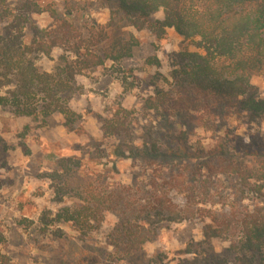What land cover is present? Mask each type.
Segmentation results:
<instances>
[{
	"label": "trees",
	"instance_id": "obj_1",
	"mask_svg": "<svg viewBox=\"0 0 264 264\" xmlns=\"http://www.w3.org/2000/svg\"><path fill=\"white\" fill-rule=\"evenodd\" d=\"M99 1L110 9L111 31L130 26L162 39L173 29L199 51L180 50L171 82L164 79L166 87L152 83L155 88L141 102L148 119L138 135L134 110L118 105L103 118V135L121 141L114 153L123 158L126 148L130 158L143 163L146 180L109 190L92 178L84 186L75 183L78 201L59 207L52 222L70 223L82 232L98 230L108 220L110 243L133 252L155 239L162 224L200 218L201 241L189 242L177 261L152 262L264 264V131L233 134L224 120L231 110L250 120L264 117V90L253 83L254 78L264 81V0ZM8 2L0 0V108L40 124L58 114L69 133H79L81 115L69 105L80 90L76 78L130 56L136 41L115 31L95 33L67 19L55 18V28H40L31 20L32 13L47 10L39 0H22L13 8ZM159 12L162 19L155 17ZM56 48L63 52L53 68L37 64ZM188 118L212 132L208 149L192 148ZM81 166L80 157L59 159L51 175L60 183L57 193L68 180L78 181ZM226 180H233L232 196L221 193ZM250 196L259 203L244 204ZM229 198L226 205L222 200ZM212 240H229V245L213 252Z\"/></svg>",
	"mask_w": 264,
	"mask_h": 264
},
{
	"label": "rangeland",
	"instance_id": "obj_2",
	"mask_svg": "<svg viewBox=\"0 0 264 264\" xmlns=\"http://www.w3.org/2000/svg\"><path fill=\"white\" fill-rule=\"evenodd\" d=\"M21 2L9 0L8 5L13 8ZM39 2L47 10L32 13L31 20L40 28H55V18L67 19L76 25L84 23L95 33L106 31L112 36L116 32L136 44L130 56L84 70L76 78L80 90L69 105L81 115L76 124L79 133H69L58 114L40 124L33 123L29 117L15 118L8 110L0 108V264H154L152 261L156 258L177 261L179 252L189 242L203 239L204 222L200 218L162 224L155 239L133 252H127L123 245L116 247L110 243L108 220L98 230L81 232L70 223L58 225L52 219L59 207L78 201V190H72L75 183L83 185L92 178L101 190H109L146 180L143 163L130 158L126 148H122L123 158L114 153L121 141L103 135V118L118 105L134 110L132 120L138 135L148 119L141 111V102L155 88L152 83L166 87L164 79L171 82L170 74L176 68V53L184 49L199 50L173 29H167L162 39H156L147 30L137 31L130 26L111 31L107 26L110 9L99 0ZM155 17L162 19V13ZM29 38L30 34L26 32V41ZM62 52L56 48L49 57H41L37 64L50 70ZM253 83L260 91L264 90L262 79L254 78ZM224 120L233 134L246 137L249 133L264 131V117L250 120L245 113L231 110ZM188 121L186 129L192 148L208 149L213 143L212 132L205 130L195 119L188 118ZM73 156L81 159L80 180H68V187L57 193L55 189L60 183L53 181L51 175L58 170L60 158ZM107 170L110 171L105 172ZM98 172H101L99 179ZM233 180L220 184L221 193L225 191L232 196L229 186ZM232 200L222 201L228 205ZM251 200L260 201L250 196L244 204H251ZM214 208H221V204ZM44 213L46 218L42 217ZM228 245L229 240L210 242L213 252H220ZM199 249L202 248L197 247V251Z\"/></svg>",
	"mask_w": 264,
	"mask_h": 264
},
{
	"label": "crops",
	"instance_id": "obj_3",
	"mask_svg": "<svg viewBox=\"0 0 264 264\" xmlns=\"http://www.w3.org/2000/svg\"><path fill=\"white\" fill-rule=\"evenodd\" d=\"M18 118V117H17Z\"/></svg>",
	"mask_w": 264,
	"mask_h": 264
}]
</instances>
